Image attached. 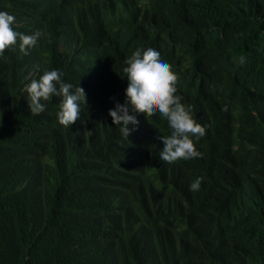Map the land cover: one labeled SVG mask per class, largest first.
Returning <instances> with one entry per match:
<instances>
[{
    "label": "trees",
    "instance_id": "trees-1",
    "mask_svg": "<svg viewBox=\"0 0 264 264\" xmlns=\"http://www.w3.org/2000/svg\"><path fill=\"white\" fill-rule=\"evenodd\" d=\"M42 37L0 57V264H264V0H0ZM155 46L181 103L205 128L200 158H160L159 113L130 137L108 116L122 69ZM86 92L59 125L33 116L44 71ZM203 177L201 188L189 185Z\"/></svg>",
    "mask_w": 264,
    "mask_h": 264
},
{
    "label": "clouds",
    "instance_id": "clouds-1",
    "mask_svg": "<svg viewBox=\"0 0 264 264\" xmlns=\"http://www.w3.org/2000/svg\"><path fill=\"white\" fill-rule=\"evenodd\" d=\"M15 16L0 11V57L10 46L17 45L25 55L37 45L42 32L37 30L31 35L16 31L12 25ZM122 79L127 86L124 90L123 103L116 102L109 109L114 126L119 127L126 137L133 132L132 125H140V116L160 114L167 121L171 134L159 137L163 142L160 158L168 163L177 160L200 158L195 142L205 135V128L197 123L191 109L181 103L176 95L177 76L170 64L164 59L163 51L155 46L137 48L125 61ZM60 70L44 71L38 79H33L26 86L27 106L33 116L40 115L47 108L53 97L60 98L56 113L59 125L70 126L81 118V105L86 104V92L79 86L67 83ZM203 177H197L189 185L190 191L197 192L201 188Z\"/></svg>",
    "mask_w": 264,
    "mask_h": 264
}]
</instances>
